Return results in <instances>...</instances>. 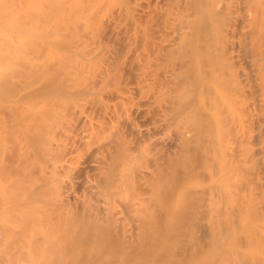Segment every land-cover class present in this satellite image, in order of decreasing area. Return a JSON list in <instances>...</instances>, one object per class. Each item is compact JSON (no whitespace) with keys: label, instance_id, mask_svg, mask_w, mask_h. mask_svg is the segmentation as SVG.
<instances>
[{"label":"rangeland","instance_id":"rangeland-1","mask_svg":"<svg viewBox=\"0 0 264 264\" xmlns=\"http://www.w3.org/2000/svg\"><path fill=\"white\" fill-rule=\"evenodd\" d=\"M3 1L7 6H10V1L12 6L11 10L8 7V14L4 11L6 6H3ZM3 1L0 0V9L3 8V11L0 10V19L6 23L0 22V25L4 26L3 30L6 26H9L10 30L9 36L5 30L0 29V33L3 31L5 38L11 36L13 45L8 43V48L5 44L3 47L1 38L4 40V37H0L1 48H7L0 50V156L3 157V154L8 158L7 154L11 149L16 148V151H19L22 147L25 153L20 151L19 163H29L27 160L35 156L37 160L43 159L42 166L45 162L46 172L41 170L42 166L37 168L40 171L35 168L34 175V172L29 173L31 176L27 175L28 171H24L28 178L30 177V183L27 176L26 180H22L26 181L27 186L31 185L25 188V191L29 189L33 192L37 187L41 190L46 186L56 185V198L51 199L55 202L57 198L65 199V195L71 196L69 201L76 202L72 203L76 208L73 206L72 209V205L69 208L76 212L83 211L80 209L83 208L81 206L84 204H81L85 199L94 194L101 198L99 194L102 192L110 200L103 204L101 202V208L105 205L115 213L114 217H117L119 223L123 220L122 222L127 224L124 221L127 222L128 217H125L127 220L120 218L123 212L121 203L126 199V195L132 198L133 192H130L131 196L128 191L130 188H124L114 195V183H110V173L112 172L115 178L118 166L124 162V156L128 153V157L136 156L134 153H137L141 156L137 165L140 164V167L144 168L147 166L145 171H149V174H142L143 167L142 171L138 167L137 171L140 173L133 174L134 193L140 190L146 200L138 194L140 191L137 197L140 196L144 202L160 197L157 177L160 169L172 163L175 158V141H178L175 129H182L186 125L189 129L186 144L190 150L188 159L191 164L189 170L183 171L181 168L175 173L168 193L171 196L165 203L169 210L166 207L162 219L160 218L163 221V229H166L164 235L171 232L177 235L180 233L178 230L182 231L180 220L182 222L185 219L181 214L179 220L178 208L190 196L189 203L193 202L194 205L188 211V220H185L186 230L182 231V244H179L183 248L179 247L177 252L181 254V251H187V264H264V92L261 89L264 86V15L261 11L264 0H67L76 4L75 7L66 1L63 8H58L62 11L61 16L52 15L51 12L45 19L38 14L40 9L42 11L49 7L44 0H9L7 3ZM27 5L31 7L28 14ZM43 26L47 31L44 33L46 39L41 35ZM44 40L48 45H41ZM9 46H12L10 50ZM237 52L239 54L235 55H238V58L240 55V58L233 60L231 55ZM257 55L259 56L255 58ZM253 58L257 68L253 65ZM60 61L64 64H60ZM41 66L44 69H41ZM258 67L263 72L261 80L259 71L256 70ZM139 79H143L141 87L145 94L135 97L132 105L125 108L126 112L123 111L125 114L122 112L123 115L120 114L121 117L117 120L113 116L114 112L111 114L113 105H116L118 113L121 112L116 95L120 92L128 93L127 90L137 86ZM2 86L3 90L6 87L10 89L8 92L5 89L4 93ZM177 91L185 94V97L175 98ZM223 95L226 96L225 99ZM97 123L100 132L95 128L98 127ZM158 124L172 128L168 135L162 136V140H166L165 144L155 140L159 135L155 136L154 133H146L143 130L146 126ZM139 126L141 131L137 130ZM223 130L225 133L222 136ZM242 133L249 137L251 135L252 139L246 137L242 142L244 139L241 138L239 142L237 138ZM247 140H250L249 155H245L249 151L245 145ZM12 144L17 147L11 148ZM26 152L35 155L29 156ZM45 154L50 155L48 159ZM1 160L3 163L2 158ZM32 163L36 167V161ZM28 167L29 165L27 170ZM50 170H54V174L49 173ZM42 173L45 179L42 178ZM1 177L0 174V198H3L8 194L3 195L7 185L4 186ZM90 177L91 181L95 182L91 183H98L92 190L94 193L83 188V179ZM34 186L37 187L32 190ZM45 191L47 190L42 192ZM7 196L0 202V228L3 233L11 231L9 227L15 224L11 225L9 220L12 208L9 201L7 202ZM43 197L47 200V195ZM34 198L29 201H35ZM109 201H112L111 204ZM140 202L136 203L140 205ZM56 203L61 202L54 204ZM63 204L65 205L61 203ZM69 204L67 203V206ZM47 206L50 207L48 204L46 209ZM56 207L59 208V204ZM64 208L67 207H62V214L69 211L67 208L68 211L64 212ZM85 208L86 206L84 213ZM52 209L54 208L51 207L53 213ZM45 211L47 210L44 209L43 212ZM49 211L50 209L48 213ZM75 211L71 212L76 215ZM132 211L136 212L135 209ZM40 213L38 212V215ZM70 213H66L64 218L61 215V222L55 221L60 218L59 215L55 220L50 215L55 234L59 235L66 229L68 236L70 235L73 228L67 218ZM41 214L43 216V213ZM45 214V219L49 218V214H46L48 217ZM77 214L80 215V212ZM135 214L132 213L134 216ZM34 215L29 217L33 218L31 222L37 217ZM44 216L40 218L44 219ZM78 219L75 220L78 223L74 222L76 231L79 229ZM46 223L44 222L45 229L48 230V226L51 228L52 225L51 222L48 226ZM129 223L128 227L131 229L133 223ZM61 224L68 227L63 228L62 225L63 229L59 232L56 228ZM125 228L119 231H124ZM53 229L51 228V231ZM129 229L126 228L125 232ZM117 230L112 228L115 233ZM62 232L61 238V234L66 233ZM67 233L63 236L66 237L65 241L75 238H67ZM10 234L11 239L8 240L13 239L15 242L16 238ZM55 234L51 233L52 240L47 238L49 245L44 251L46 256L32 258L33 262L28 260L25 249L23 254L17 252L18 255H10L13 251L22 250L23 244L17 240V244L11 242L9 245L10 241L6 239L10 237L6 238L7 235L2 234L0 251L4 254L0 253V264H44L42 259L59 260L60 263L64 254L59 249L65 242L56 239L59 236ZM172 234L171 236H175ZM101 236L93 243L100 244L102 241L99 243L97 240L106 239ZM111 236L110 238L115 237ZM110 238L108 237L109 240ZM109 240L106 239L105 242ZM105 242L100 245L103 247ZM110 242L114 243V240L111 239ZM65 244L67 246L69 243ZM97 244L95 247L92 246L94 244L91 245L94 248H91V251L87 252L86 249V256L90 252L89 255L96 259L104 252L106 254V251H111L110 248L106 250ZM18 245L20 249L14 250ZM71 246L73 247L72 244ZM71 246L70 250H73ZM8 250H12L10 254ZM77 251L78 249L76 253ZM73 255V251L71 254L69 252L66 257L71 261L66 264H76L79 261L77 258L74 260ZM92 257L88 256L90 260L86 258L85 261L90 262ZM140 259H137V264L140 261L148 264V261ZM152 260L154 259L149 262ZM96 261L94 263L98 264ZM130 263L129 261L128 264Z\"/></svg>","mask_w":264,"mask_h":264},{"label":"bare ground","instance_id":"bare-ground-1","mask_svg":"<svg viewBox=\"0 0 264 264\" xmlns=\"http://www.w3.org/2000/svg\"><path fill=\"white\" fill-rule=\"evenodd\" d=\"M3 1V0H2ZM6 1H9V0H5V2ZM41 1H43V0H41ZM45 1V2H44ZM43 2L44 3H46V4H48L49 5V7L47 6V5H45V6H47V9L46 10H44L43 9V7H42V11H41V9H40V11L38 12V14L41 16L42 15V17L45 19L46 17L48 18L49 17V15L51 14V12H52V15H56V16H61V12L59 11V9L58 8H60L61 6H62V8H63V6L64 5H66V3L67 2H69V1H67V0H44ZM67 1V2H66ZM78 0H76V2H77ZM42 2V3H43ZM66 2V3H65ZM219 2V1H218ZM260 2V1H259ZM7 3V2H6ZM2 4H3V6H6V9H5V7H4V11L6 10V14H8L9 12H7V9H9L8 7H10L11 6V4H10V1L8 2V4L10 5V6H7V4L5 5L4 4V1L2 2ZM64 4V5H63ZM69 4L71 5H73L74 3H72V1H70L69 2ZM80 4V3H79ZM79 4H77V5H79ZM75 5L76 4H74L73 6L75 7ZM262 5H263V2H262ZM261 6V5H260ZM12 7V6H11ZM11 7H10V10H11ZM31 8V7H30ZM29 8V6L27 5V13L26 14H28L29 13V11L30 10H28V9H30ZM49 8V9H48ZM2 9V11H3V8H1ZM0 9V10H1ZM54 9H57L56 11L54 10ZM25 12H26V10H24ZM262 12H263V15H264V5H263V9L261 10ZM56 12H59V13H57V14H59V15H57L56 14ZM230 14V13H229ZM7 21V20H6ZM0 22H3L4 24L6 23L5 21H2L1 19H0ZM1 24V23H0ZM4 27V26H3ZM3 27H2V25H0V29L1 30H3ZM6 28H7V30H6ZM46 27L45 26H43L42 27V31H43V33L41 34L42 35V38H44V39H46V35L44 34L45 32H47L46 31V29H45ZM44 29H45V31H44ZM4 30L6 31V32H8L9 30H10V27L9 26H6L5 28H4ZM3 30V31H4ZM3 31H1V33H0V37H4V40H3V38H1L2 39V46L4 47V44H5V46L8 48V46L6 45V44H8V43H10V45H13L11 42V36L10 37H8V38H10V40H8V38L6 37L5 38V36H6V34H5V36H4V32ZM2 32H3V34H2ZM47 34V33H46ZM7 36H9V32H8V34H7ZM7 39V40H6ZM6 40V41H5ZM1 42V41H0ZM5 42V43H4ZM33 42V41H32ZM43 42V41H42ZM41 42V45L43 44V45H48L47 44V41L46 40H44V43H46V44H44V43H42ZM228 42V41H227ZM40 43V42H39ZM49 43V42H48ZM232 44H233V42H231ZM230 43V44H231ZM26 43L24 42L23 43V45H25ZM38 44V43H37ZM231 44V45H232ZM238 44V43H237ZM9 45V44H8ZM30 45H31V41H30ZM38 45H40V44H38ZM37 45V46H38ZM31 46H33V43H32V45ZM239 46V48L241 47L240 46V44L238 45ZM12 47V46H11ZM11 47L9 46V49L8 50H10L11 49ZM44 47H46V46H44ZM48 47V46H47ZM0 48H1V43H0ZM6 48V49H7ZM3 48H1L0 50H2ZM5 48L3 49V50H6ZM235 54H239L238 52L237 53H234V55L232 56L231 55V57L233 58V60H237V58H238V55H235ZM242 54V53H241ZM260 54V53H259ZM236 57V59H235V57ZM259 55H257L255 58H257ZM261 56V55H260ZM231 58V59H232ZM239 58H240V55H239ZM238 58V59H239ZM260 58V57H259ZM258 58V59H259ZM263 58V57H262ZM264 59V58H263ZM255 60H254V58L252 59V62H253V65L254 66H256V64H255V62H254ZM60 64H62L61 63V61L59 62ZM63 64H64V62H63ZM62 64V65H63ZM41 69H44V67H40ZM256 68H257V66H256ZM259 69V70H258ZM258 69H256L257 71H259L258 73L260 74V80L262 79V75H261V72H262V69L261 68H259L258 67ZM261 69V70H260ZM262 74H263V72H262ZM52 76V75H51ZM242 76H243V74H242ZM142 81H143V79H139V81L137 82V86L135 85L134 87H132V90H127V92L128 93H126V92H120V93H118L117 95H116V97L118 98V103H117V105L120 107V109H121V112H119L118 113V111L115 109L116 108V105L114 106L113 105V109L111 110V114H113V112H114V114H113V116H114V118H117V120H119V117H121V115L120 114H122L123 115V111H125V108H127V107H130L131 105H132V103L134 102V98L135 97H142L144 94H145V90L141 87V83H142ZM0 82H1V79H0ZM5 85V84H4ZM7 86V85H6ZM249 87H250V85H249ZM260 87H262V85L260 86ZM5 89H7V87L6 88H4V90H3V86H2V90L4 91V93H6L5 92ZM8 89H10L9 87H8ZM8 89H7V92H8ZM262 89V91L264 92V86L261 88ZM180 91H177V93H175L174 94V97L175 98H180V99H183L184 97H185V94H180L179 93ZM224 97H226V96H224L223 95V99H225ZM221 99H222V95H221V97H220ZM255 105V104H254ZM256 106V105H255ZM259 106V105H258ZM257 106V107H258ZM260 107V106H259ZM123 112V113H122ZM126 112V111H125ZM125 114V113H124ZM128 114V113H127ZM113 123H114V121H112ZM144 122V121H143ZM142 122V123H143ZM96 123V122H95ZM92 124H94V123H92ZM98 124V127H95V128H97V131H98V129H99V132H100V127H99V123H97ZM111 124V123H110ZM110 124L108 125V126H110ZM145 124V123H144ZM161 124V123H160ZM160 124H158V125H149V126H146V128L145 129H143L146 133H154L155 134V136L156 135H159V138L157 137L155 140H157L158 139V141H161L163 144H165L166 142H164V138H163V140H162V136H164V135H168L169 133H170V131L172 130V128L170 127V126H168V125H160ZM146 125V124H145ZM188 125V124H187ZM92 126V125H91ZM104 126V125H103ZM106 126V125H105ZM143 126V125H142ZM189 126V125H188ZM94 128V129H95ZM105 127H103V129H104ZM107 128H109V127H107ZM114 128V127H113ZM112 127H111V129H113ZM140 126L138 127V131H141L142 129L140 128ZM143 128V127H142ZM102 129V130H103ZM106 129V128H105ZM171 129V130H170ZM96 130V129H95ZM94 130V132H96ZM108 130V129H107ZM220 130H222V129H219V131ZM110 131V130H109ZM112 132H113V130H111ZM144 131H143V133H144ZM175 131H176V133H177V137H178V141H175L176 143V146H175V148L177 149V151L175 152V158H174V160L172 161V163H170V164H168V165H166V167H162V169H160V172H159V176L157 177V181H158V183H159V185H160V191H159V195H161L160 197L159 196H157V198L155 199L154 198V200H151V199H147V201H143V200H146V199H144V196L142 195L143 193L140 191V190H136L135 192H137L138 193V191H140L138 194L141 196V198H143V202L141 201V199H140V196H139V198L137 197L138 195H137V193H134V190L135 189H132V188H134V183H133V181H134V179H133V174L135 173V172H137V173H140V171L138 172L137 171V169H138V167H140V164L139 165H137V162L139 163V158H141V156L140 155H137V153H134V154H136V156L135 155H130V157H128V154H126L125 156H124V162L120 165V166H118V172H117V176L115 177V178H113V176L114 175H112V172L110 173V177H109V179H110V183L111 184H113L114 183V187L112 188V193L114 194V195H116L117 193H119V192H121V191H123V189L124 188H126V190L128 189V188H130V190H128L129 191V193L130 192H133V197L132 198H130L128 195H126V201L125 200H123V203H121V211H123L124 212V216H123V212H121L122 213V217H120V218H125V217H128L127 219L125 218L124 220H127V222L126 221H124L125 223H127V224H124L121 220V228H122V230L126 227L127 229H129V227L128 226H130L129 224V221L131 222V229H129V230H127L128 232V234L125 232V230H126V228H125V230L124 231H119L121 228H120V226L118 225V224H120L119 223V221H118V219H117V217H114V216H116L115 215V213H113V212H111L110 211V209L108 210V208L107 207H105V205H103L106 209H104V207L103 208H101L102 206V204L103 203H105V201L107 200H110V198H108L107 199V197H106V195L105 194H103L102 192H100V196H101V198L100 197H98L97 195H95L94 194V196L93 195H91L90 197H88L89 199H91L92 197V199L91 200H89L88 198L87 199H85L86 201L84 202V203H82L81 205H83L84 204V206H81V207H83V208H81L80 210H82L83 209V211L81 212V211H79V210H77V212H80V215H78L77 214V212L75 211V210H72V209H74V208H76L74 205H72V203H74L73 201H69V199H70V197L69 196H67V195H65V199H59V198H57V199H55V202H61V203H65V205L63 204V205H61V203H56V204H54L55 202H54V200H52L53 198H56V194H55V191H56V185H50V186H46L43 190L41 189V190H39L38 189V187L37 186H34V187H32V190H35V191H33V192H30V190L28 191V190H26L25 191V188L27 189L28 188V186H31L30 184H28V186L25 184V182L26 181H24V180H26V176L28 175V176H31L30 174L31 173H33V175L35 174V172H36V169L37 168H40L39 166H42V160L43 159H39V160H37L35 157H37V156H35V157H31V158H33L35 161H36V163L38 164H35L36 165V167L35 166H33V163H35V162H33L32 163V161H34L33 159H28V157L26 158V159H28L27 161H30L29 163H25V164H22L21 162L19 163V160H20V158H21V153H20V151L21 150H23L22 149V147H21V149L19 150V151H16V148H15V150H13L14 148V146H16V145H14L13 146V144H16V143H13L11 146V148H13V149H11V151H7L8 152V158L6 157V156H4L3 154H1L3 157H1L2 159H3V163H2V160L0 161L2 164H0V174L2 175V177H3V184H4V186H9V187H7L6 186V189L7 190H5V188H4V186H3V184H1L2 185V188H3V190H5V191H3L4 193H3V195L6 193V194H8V196L7 197H9L8 198V200H7V202L11 205H9L10 206V208H12V209H10V211L12 212V215H11V212H9L10 213V215L12 216V218H11V216L9 217V220H10V223H11V225H12V223L14 224L13 226H14V228H12V227H9V229H12L11 231H12V233L10 234V230L9 231H7V232H9L8 234H7V232L6 233H3L2 231H1V228H0V238L2 239V234H6L7 236H6V238L7 237H10V238H7L6 240H8V239H11V236H9V234L10 235H12V237L13 238H16L15 239V242H14V240L12 239V240H8V244L9 245H11V242H14V244H17L16 243V241L18 240L19 242H21L22 244H23V247L24 248H22V246H21V248H22V250L19 248V246L21 245V243H20V245H18V247H16V248H14V250H16V249H20V251H17L16 250V252L15 251H13V253H11L10 254V252L12 251V250H8L9 251V253L8 254H10V255H12V254H16L17 252L19 253L20 252V254L23 252V253H27L26 255L28 256L27 258H28V260L30 261V262H33L34 260L33 259H35L36 257L38 258H42L43 257V255H45L44 254V251L47 249L46 248V246H48L49 245V242H48V239H50V240H52V235L53 234H55V227H54V225H52V221L53 220H51L52 218L54 219V218H57V215H59V217L60 218H57V220H55V221H59V222H61L60 220H63L62 218H61V215H62V217L64 218V215H65V217H66V215L68 214V213H70L71 211L72 212H76V215H75V213H72L73 215H75V216H77V217H75V216H73L71 213L69 214V217L67 216V218H68V220L70 221L69 223H70V225L72 226V224H73V228L71 229V231H70V235L68 236V233L66 232V229H64V230H62L63 228H67L68 226V224L69 223H66L65 224V226L63 225V224H61L60 226H59V228H56L57 229V231H65L66 233H67V238L69 237V238H74L77 242H75V240L74 239H72L71 241H70V239H68V240H66L69 244H70V246H71V244L73 245V247L71 248V249H73V250H70V246H69V244H67V246H65L66 244L65 243H67L66 241H65V239H66V237L65 238H63V236H65L66 235V233H65V235L64 234H61L62 235V238L60 237V233H63L62 231L59 233V235H57V234H55V235H57V236H59V238H56L57 236H55V238L56 239H59L60 241H62L64 244H63V246L59 249L61 252H63V257H62V260H61V262L59 263L58 261L59 260H53V261H50V260H44V259H42L43 260V263H44V261H45V263L44 264H66V262H68L69 263V261H71L68 257H66L67 255H69V252H70V254L72 253V251L74 252V255H73V258H74V260H76V258H77V260H79V261H77V263L76 264H91V262L95 259V258H93L91 255H89L90 254V252L88 253V255L86 256V253L90 250L91 251V248H92V246L93 247H95V244H97V243H93L94 241H96V239H98L97 237H100L103 233V236H101L102 238L104 237V239L106 238L107 240H109L108 239V237L110 238V236L112 235V236H114L115 235V237H113V238H110V240L111 239H113L114 240V243H112V242H110V240H109V242H110V245H109V242H105L106 241V239L105 240H102V239H100V241L99 240H97V242H105V243H103L104 245H105V248H104V245H103V247H102V245H100V244H102V242L100 243V244H97V245H100L103 249H106V250H108L109 248L111 249V251H106V254H102V256L100 257V258H96L98 261H96V259L92 262V264H96V263H94L95 261L96 262H98V264H116V263H118V264H122L123 262H125L126 264H128V262L130 261L131 263L132 262H134V261H136L135 263H132V264H137V259H142V260H145V261H148V264H151V262H152V264H153V262H154V260H155V262L157 263V261H159L160 263H157V264H175L176 262V264H178V261L180 262V264H183V262L184 263H186L187 264V251L186 252H184V251H181V252H183V253H181L180 254V252L179 253H177L178 252V249H179V247H180V249L181 248H183V247H181L180 246V244H182V239H183V236H181L182 234H184L182 231H185L184 230V228H186L187 226L185 225V223H186V221L185 220H188V217H189V209L194 205V203L193 202H190L189 203V200H190V196H188L187 197V199H186V201L184 202V203H181V205L179 206V220H180V215L182 214V218H184L185 220H183L182 222H181V220H180V226L182 227V228H180V229H182V231L181 230H178V232H180V233H178L177 235H175V233L173 232V234H172V232H171V234L172 235H175V236H171V234L169 235V234H167V235H164V234H166V232H165V230L166 229H163L164 227L162 226V222L163 221H161V217H162V213H163V211L164 210H166V207H167V209H168V206H165L166 204L165 203H167V201L170 199V196L171 195H168V193H169V190H170V188H171V186H172V183H173V181H174V178H175V173H176V171L177 170H180L181 168L183 169V171H187V170H189V164H191V162H190V160L188 159V155L190 154V150L188 149V147H187V144H186V140L188 139V135H189V129L186 127V125H184L183 127H182V129H175ZM111 132V133H112ZM169 132V133H168ZM103 133V132H102ZM141 133V132H140ZM168 133V134H167ZM224 133H225V130H223V132H222V136L224 135ZM109 135H110V133H108ZM103 135V134H102ZM109 135H107V137L109 136ZM243 135V136H242ZM154 136V137H155ZM245 135L242 133V134H239V137H240V139H238L237 138V140L239 141V140H241V138H246V137H249V136H245ZM254 136V135H253ZM67 137H68V135H67ZM237 137V136H236ZM250 137H251V135H250ZM249 137V138H250ZM69 138V137H68ZM153 139V138H152ZM250 139H252V138H250ZM102 140V139H101ZM101 140H99V141H101ZM98 141V140H97ZM166 141V140H165ZM243 141H245V139L244 140H242V142ZM248 141H249V143H248ZM12 142H14V141H12ZM240 142V141H239ZM19 144V143H18ZM17 144V145H18ZM20 145V144H19ZM63 145V144H62ZM245 145H250V140H247V143L245 144ZM64 146V145H63ZM17 147V146H16ZM18 148H19V146H18ZM17 148V149H18ZM13 150V151H12ZM52 150V149H51ZM248 150L249 151H247L248 152V154H247V152H246V154L245 155H249L250 154V150H251V148H249V146H248ZM16 151V152H15ZM24 151V153H25V149L23 150ZM23 151H21V152H23ZM123 152H124V150H122L121 151V153H122V155H123ZM28 155L30 154V155H32V156H34L35 154H32V152L31 153H28V152H26ZM132 154V153H131ZM27 155V156H28ZM29 155V156H30ZM46 155V154H45ZM44 155V156H45ZM48 155V154H47ZM46 155V156H47ZM23 156H25L24 154H23ZM43 156V157H44ZM49 156L50 155H48L47 157H45V158H49ZM0 158V159H1ZM46 160V159H45ZM38 161V162H37ZM39 161H40V164L41 165H39ZM24 162H25V159H24ZM7 163H9V164H7ZM32 163V164H31ZM44 164H43V169H41L43 172L45 171V162H43ZM55 163V162H54ZM29 165V170H27V166ZM56 164V163H55ZM54 164V165H55ZM127 164V165H126ZM24 165V166H23ZM27 165V166H26ZM54 165H53V167H54ZM264 165V164H263ZM23 166V168H21ZM30 166H31V168H30ZM32 166H33V168H32ZM61 166H62V164H61ZM62 167H64V166H62ZM143 167V168H142ZM147 167V166H146ZM145 167V168H146ZM259 167H261V166H259ZM263 167V166H262ZM261 167V168H262ZM24 168L26 169V170H24ZM36 168V169H35ZM51 168V167H50ZM57 168V166L55 167V169ZM141 168H142V170H141ZM144 168V166H141L139 169L142 171L141 173L142 174H144V172H145V174L146 175H148L149 174V171H148V173H147V171H145L146 169ZM148 168V167H147ZM33 169H35V170H33ZM52 169H54V168H52ZM33 170V171H32ZM39 169H37V171H38ZM147 170H150V169H147ZM162 170V171H161ZM26 171H28V172H26L27 173V175H26V173L25 172ZM30 171H32V172H30ZM40 171V170H39ZM54 171V170H53ZM53 171H51L50 170V172L49 173H53ZM46 172V171H45ZM23 173H24V175H23ZM30 173V174H29ZM151 173V172H150ZM39 174H41V173H39ZM44 173H42V178L43 179H45V175H43ZM54 174V173H53ZM53 174H51V175H53ZM17 176V178H15ZM23 176V177H22ZM28 176H27V180L29 181V183H30V177L28 178ZM141 176V175H140ZM143 176V175H142ZM145 176V175H144ZM1 177V178H2ZM19 177V178H18ZM25 178V179H24ZM91 178V177H90ZM87 179V178H84L83 179V182H84V187L83 188H85V189H88V190H90V191H92V190H94V188L95 187H97V185H98V183H96L95 185H94V181H91L92 180V178L91 179ZM10 179V180H9ZM18 179V180H17ZM22 179H24V180H22ZM85 180V181H84ZM23 181V182H22ZM4 182H7V184L6 183H4ZM91 182H94V183H91ZM165 183V185H164V183ZM2 183V182H1ZM24 184H25V186H24ZM82 185V186H83ZM100 185V184H99ZM35 187H37V188H35ZM48 187H50L51 188V190H50V188H48ZM99 187V186H98ZM35 188V189H34ZM8 189H9V191H8ZM30 189H31V187H30ZM53 189H55V190H53ZM2 190V189H1ZM44 190H47V191H45V193L47 192V194H45V193H43L42 191H44ZM50 190V191H49ZM133 190V191H132ZM30 193V195H29V193ZM85 191V190H84ZM7 192H10V194L9 193H7ZM52 192V193H51ZM86 192V191H85ZM31 193H32V196H31ZM42 193V194H41ZM50 193V194H49ZM68 193V192H67ZM91 193H94V191H92ZM141 193V194H140ZM39 194V195H38ZM43 195V196H46L47 195V200H46V197L44 198L43 196H41V195ZM55 194V195H54ZM64 194V193H63ZM1 195H2V192H1ZM2 195V196H3ZM10 195V196H9ZM29 195V196H28ZM35 196V198H34V196ZM50 195V196H49ZM55 197H54V196ZM70 195V194H69ZM130 195L132 196V193H130ZM136 195V196H135ZM157 195H158V192H157ZM166 195H168V196H166ZM6 196H4L3 198H6ZM31 196V198L33 199L34 198V200L35 201H33L32 202V200L31 201H29V199H31V198H29ZM49 196V197H48ZM52 196V197H51ZM143 196V197H142ZM164 196V197H163ZM3 198H0V199H2V201L0 200V202L2 203L3 202ZM52 198V199H51ZM212 198H213V196H212ZM74 199V198H73ZM128 199H129V201H128ZM130 199H132V200H138V199H140V200H138V201H136V202H140L141 204L139 205L138 203H136L135 201H130ZM49 200H52V202L50 201L49 202ZM112 201H113V199H111ZM87 201H89V202H87ZM112 201H109V204H111L110 202H112ZM125 201V202H124ZM32 202V203H31ZM49 204V206L50 207H48L47 206V209H46V205H48L47 203ZM87 202V203H86ZM101 202H102V204H101ZM212 202L213 203H215L214 202V200L212 199ZM29 203H31V204H29ZM35 204V206H33L34 204ZM67 203L69 204V203H71V204H69L68 206H67ZM86 203V204H85ZM212 203V204H213ZM28 204H29V206H28ZM51 204V205H50ZM54 204V205H53ZM57 204H59V208H57L56 206H57ZM74 204H76V202L74 203ZM101 204V205H100ZM135 204H137L138 206H136ZM143 204V205H142ZM30 205H32L33 206V208H32V206L30 207ZM71 205H72V209H70L69 207H71ZM133 205H135L134 207H133ZM45 206V207H44ZM67 207V208H69V211H68V209L67 208H64L63 210H65L64 212H66V211H68V212H66V213H64V214H62L60 211H62V207ZM73 206H74V208H73ZM86 206V208H85V213H84V207ZM141 206H143L142 208H140ZM213 206H214V204H213ZM28 207V208H27ZM51 207L52 208H54V209H56L55 211H54V209H52L53 210V213L51 212ZM136 207V208H135ZM32 208V209H31ZM39 209V211L37 210V209ZM135 209V211L136 212H134V211H132V210H134ZM30 209H31V211H30ZM41 209V210H40ZM44 209L45 210H47V211H45V213L47 214L48 213V209H50V213H48L47 215L49 216V218H46L45 219V216H44ZM59 209H61V210H59ZM138 211H137V210ZM34 210H36L35 212H36V214L34 215ZM169 210V209H168ZM167 210V211H168ZM28 213H27V212ZM30 211V212H29ZM40 211H41V213H43V216H44V219L43 218H40V217H43L42 216V214L40 213ZM56 211H57V213H61V215L60 214H57L56 213ZM132 211V213L133 214H135V213H137L138 215H136L135 214V216L134 215H132V213H130ZM32 212V213H31ZM34 212V213H33ZM38 212L41 214H39L38 215ZM83 213L85 214V216L83 215ZM120 213V212H119ZM120 213V214H121ZM130 213V214H129ZM32 214V215H31ZM45 214V215H46ZM56 214V216H54ZM34 215V217L37 215V217H35L34 219L35 220H33L32 222H31V220L33 219H30L29 217H31V216H33ZM46 215V216H47ZM53 216L52 218H51V216ZM73 216V218H76V219H73L71 216ZM82 215V216H81ZM47 216V217H48ZM78 216L80 217V219H78ZM11 218V219H10ZM13 218H15V219H13ZM51 218V219H50ZM71 220H70V219ZM119 218V219H120ZM161 218V219H160ZM37 219V220H36ZM80 220L79 221V224L81 223V225H79V224H77V228H79V229H77V231L75 230V228H76V224H74V222L75 223H78V221H75V220ZM44 220V221H43ZM47 220V221H46ZM49 220H51V221H49ZM73 220V221H72ZM116 220H117V224H116ZM158 220H160V221H158ZM13 221H16V222H13ZM49 221V223L52 225L51 226V228L53 229V227H54V229L51 231V228H49L50 226H48V224L49 223H46V222H48ZM99 221V223H97ZM30 222H31V224H30ZM44 222L47 224V226H48V230H50V231H48V230H46L45 229V227H46V225L44 224ZM102 224H101V223ZM115 222V223H114ZM159 222H161V224H159L158 225V223ZM63 223H65V222H63ZM44 224V225H43ZM49 224V225H50ZM99 224H101V226L99 225ZM114 224H116V225H114ZM42 226L41 228H43V229H41L40 228V226ZM64 227H63V226ZM98 225V226H97ZM112 225V226H111ZM118 225V226H117ZM186 227H185V226ZM38 226H39V228H38ZM75 226V227H74ZM109 226V227H108ZM37 227V228H36ZM61 227V228H60ZM63 227V228H62ZM98 227H100L101 228V230L98 228ZM110 227H111V229H110ZM117 227H119V228H117ZM4 227H2V229H3ZM112 228H115L116 230H117V232H119L118 234H117V232L115 233L114 231H112ZM73 230V231H72ZM75 230V231H74ZM101 231L103 232L102 234H101ZM112 232V233H107V232ZM2 232V233H1ZM49 232H51L52 233V235H51V233H49ZM74 232L76 233L77 232V234L75 235L74 234ZM113 232L115 233V234H113ZM47 233H49V234H47ZM73 235H72V234ZM101 235H100V234ZM106 233V234H105ZM168 233V232H167ZM109 234H111L110 236H108ZM120 234H121V236H120ZM3 235V236H4ZM72 235V236H71ZM98 235V236H97ZM106 235L108 236V237H106ZM48 236V237H47ZM49 236H50V238H49ZM71 236V237H70ZM76 236H77V238H76ZM111 236V237H112ZM119 236H120V239H118L119 238ZM48 238V239H47ZM182 238V239H181ZM63 239V240H62ZM116 239V240H115ZM118 240V241H117ZM181 240V241H180ZM25 241V243H26V245H27V247H25L26 245H24L25 243H23V242ZM74 241V242H73ZM121 241V242H120ZM116 242V243H115ZM119 242V243H118ZM181 242V243H180ZM1 243V242H0ZM7 243V242H6ZM75 245H74V244ZM94 244V245H92V244ZM118 243V244H117ZM180 243V244H179ZM13 244V243H12ZM111 244L113 245V246H111ZM114 244H117V245H114ZM91 246L90 248H88V246ZM109 246V247H106V246ZM65 246V247H64ZM113 249H112V248ZM7 248H8V246H7ZM6 248V249H7ZM56 248V247H55ZM24 249H25V252H24ZM78 249V253H76V250ZM86 249H87V252H86ZM92 249H94V248H92ZM0 250H2V249H0ZM4 251H5V248H4ZM7 251V250H6ZM0 253L1 254H4V252L2 253V251H0ZM18 253L16 254V255H18ZM22 253V254H23ZM82 253H84V254H82ZM79 256H78V255ZM82 254V255H81ZM46 256V255H45ZM44 256V257H45ZM76 256V257H75ZM79 258H78V257ZM84 256V257H83ZM86 256V257H85ZM88 256H90V258L92 257V259H91V261L89 262V261H85L86 260V258L87 259H89L88 258ZM113 258H112V257ZM129 256H136L137 257V259H135V258H130ZM180 258V259H178V257ZM81 257H83V258H81ZM181 257H182V261L183 260H186V262L185 261H181ZM33 258V259H32ZM36 258V259H37ZM82 260H81V259ZM130 258V259H129ZM32 259V260H31ZM67 261H66V260ZM129 259V260H128ZM140 259V260H141ZM150 259H154V260H152V261H150L149 262V260ZM176 259H178V261H176ZM73 260V261H74ZM90 260V259H89ZM128 260V261H127ZM133 260V261H132ZM140 260H138V263H139V261ZM40 261V260H39ZM84 261V262H83ZM127 261V262H126ZM176 261V262H175ZM74 262H76V261H74ZM89 262V263H88ZM155 262H154V264H155ZM182 262V263H181ZM41 263V262H40ZM130 263V264H131ZM142 263V261H140V263L139 264H141ZM146 263V262H145ZM37 264H39V262L37 263ZM42 264V263H41ZM142 264H144V262L142 263Z\"/></svg>","mask_w":264,"mask_h":264}]
</instances>
